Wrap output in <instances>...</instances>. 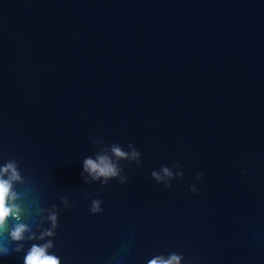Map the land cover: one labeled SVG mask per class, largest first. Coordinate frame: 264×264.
<instances>
[{"label": "water", "instance_id": "obj_1", "mask_svg": "<svg viewBox=\"0 0 264 264\" xmlns=\"http://www.w3.org/2000/svg\"><path fill=\"white\" fill-rule=\"evenodd\" d=\"M93 138L141 153L120 162L125 184L83 183ZM10 159L28 181L17 190L32 189L23 222L47 228L36 208L59 209L61 264H264V0H0ZM176 162L183 179H151ZM0 246L15 247L7 232Z\"/></svg>", "mask_w": 264, "mask_h": 264}, {"label": "clouds", "instance_id": "obj_2", "mask_svg": "<svg viewBox=\"0 0 264 264\" xmlns=\"http://www.w3.org/2000/svg\"><path fill=\"white\" fill-rule=\"evenodd\" d=\"M92 144L98 151L93 156L85 157L82 160L83 183L99 181L101 185H106L109 180H117L120 184H125L128 177L123 174L120 162L127 161L129 164L135 163L137 167L141 164V153L135 145L129 143L127 150L117 143L105 144L104 140L93 138ZM173 168L177 171L173 172ZM182 166L176 162L170 168L162 165L160 169L150 173L152 180L158 184H163L165 188L171 187L170 181L174 178L183 179ZM201 173H197L195 179L199 181ZM16 185L27 186L28 181L23 177L16 160L10 159L0 164V232H7L8 239L15 245L13 248L0 246V256H8L10 252L20 253L24 250V243L28 241H44L37 244L32 243L23 256L22 264H61L60 258L50 253L54 247L52 238L55 237V229L58 226V211L56 205L51 208L37 207L36 214L40 217V224L45 221L49 224L47 228H40L33 231L30 226L23 222L26 208L21 204V200L32 192L28 188L25 192L17 190ZM189 191L193 194L198 192L196 186L190 185ZM87 198V197H85ZM60 203L65 209L73 208L75 205L70 203L67 197L62 196ZM100 199H92L89 207L90 214H99L103 211ZM14 221L9 229V221ZM27 234V235H26ZM49 238V239H45ZM183 256L177 253H170L167 256L156 255L146 261V264H181Z\"/></svg>", "mask_w": 264, "mask_h": 264}]
</instances>
